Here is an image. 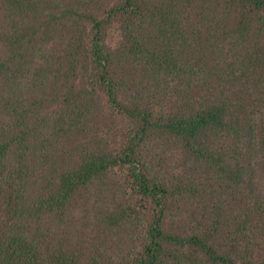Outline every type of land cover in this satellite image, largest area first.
<instances>
[{
  "label": "trees",
  "instance_id": "16d2710c",
  "mask_svg": "<svg viewBox=\"0 0 264 264\" xmlns=\"http://www.w3.org/2000/svg\"><path fill=\"white\" fill-rule=\"evenodd\" d=\"M0 264H264V0H0Z\"/></svg>",
  "mask_w": 264,
  "mask_h": 264
},
{
  "label": "rangeland",
  "instance_id": "374dc122",
  "mask_svg": "<svg viewBox=\"0 0 264 264\" xmlns=\"http://www.w3.org/2000/svg\"><path fill=\"white\" fill-rule=\"evenodd\" d=\"M117 41V36L114 33H110L109 43L113 46Z\"/></svg>",
  "mask_w": 264,
  "mask_h": 264
}]
</instances>
